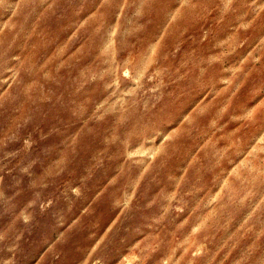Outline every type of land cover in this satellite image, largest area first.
<instances>
[{"label":"rangeland","instance_id":"1","mask_svg":"<svg viewBox=\"0 0 264 264\" xmlns=\"http://www.w3.org/2000/svg\"><path fill=\"white\" fill-rule=\"evenodd\" d=\"M0 264H264V0H0Z\"/></svg>","mask_w":264,"mask_h":264}]
</instances>
